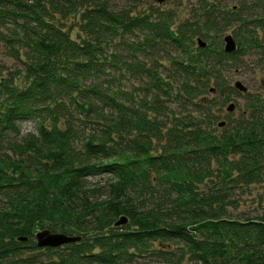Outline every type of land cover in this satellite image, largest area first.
<instances>
[{
    "label": "trees",
    "instance_id": "16d2710c",
    "mask_svg": "<svg viewBox=\"0 0 264 264\" xmlns=\"http://www.w3.org/2000/svg\"><path fill=\"white\" fill-rule=\"evenodd\" d=\"M235 1L177 22L108 0H0L18 64L0 63V264H264V213H231L241 189L264 202V95L223 77L264 67V0ZM226 90L248 101L219 127ZM43 230L80 240L38 248Z\"/></svg>",
    "mask_w": 264,
    "mask_h": 264
},
{
    "label": "rangeland",
    "instance_id": "374dc122",
    "mask_svg": "<svg viewBox=\"0 0 264 264\" xmlns=\"http://www.w3.org/2000/svg\"><path fill=\"white\" fill-rule=\"evenodd\" d=\"M111 7L115 11H123L127 9H137L146 10L147 8H158L160 10L173 9L176 11L177 22L179 20L186 19L190 17L193 13L198 10L201 0H164L163 3L159 4L156 0H108ZM216 1L221 5H234L235 0H212ZM230 34V33H227ZM225 35V34H224ZM226 36V35H225ZM245 64L249 63L246 58ZM0 63L4 66L7 65L11 68H15L18 64L8 57V52L4 49H0ZM227 87H233L234 83L241 82L252 95H259L262 97L264 95V67L259 64H249L245 65L241 69H231L223 74ZM226 102L217 100V105L214 108L215 114L218 117L219 124L222 122H228L238 118L241 109L247 104V99L244 95H237L235 93H230L229 90L225 91ZM212 98V97H211ZM263 98V97H262ZM229 105H234V110L228 112L227 108ZM218 124V125H219ZM20 132L22 135L27 133H36V125L33 121H25L19 124ZM218 132L222 128L216 127ZM108 177L101 176L97 178L89 179L90 185L93 188H98L103 186ZM242 191H236L234 194V199L237 201V208H232V215L234 218H254L260 216L264 213V202L260 206V198L263 193V189L260 186H252L248 189H241ZM102 198V197H101ZM40 232V231H38ZM37 233V232H36ZM46 257L42 258L43 262H46ZM132 264H167L163 263L158 259H139Z\"/></svg>",
    "mask_w": 264,
    "mask_h": 264
},
{
    "label": "water",
    "instance_id": "95a60500",
    "mask_svg": "<svg viewBox=\"0 0 264 264\" xmlns=\"http://www.w3.org/2000/svg\"><path fill=\"white\" fill-rule=\"evenodd\" d=\"M164 0H156L157 3L161 4ZM224 43V51L226 53H233L236 50V43L232 37V35H226L223 38ZM199 47H205V43L201 40H198ZM234 89L240 93H246L247 88L239 81L235 82L233 85ZM234 110V105H229L227 108L228 112H232ZM225 126V123L222 122L219 124V127ZM126 218H121L116 226L126 224ZM36 245L38 248H57L63 245H67L70 243H75L80 240L78 237H69L61 233H51L48 230H43L37 232L35 234Z\"/></svg>",
    "mask_w": 264,
    "mask_h": 264
}]
</instances>
